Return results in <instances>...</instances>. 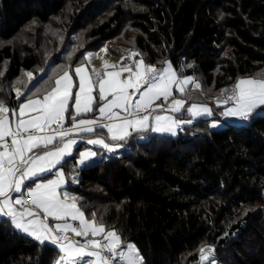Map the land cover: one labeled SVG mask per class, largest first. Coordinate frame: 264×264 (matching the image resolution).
<instances>
[{
	"label": "trees",
	"instance_id": "1",
	"mask_svg": "<svg viewBox=\"0 0 264 264\" xmlns=\"http://www.w3.org/2000/svg\"><path fill=\"white\" fill-rule=\"evenodd\" d=\"M103 2L0 0V65H8L0 76V100L15 101L20 73L46 68L41 77L48 80L78 62L86 49L99 48L81 42L74 43L75 52L68 48L69 33L89 22V37L101 43L130 19L131 42L146 63L159 68L169 60L201 84L188 94L189 101L218 97L238 78L264 74V0H130L127 5L111 0L104 7L108 15L97 21L94 11ZM57 17L72 30L59 41L47 36V48L58 51L42 61L36 54L40 37L28 24L56 25ZM18 35L27 44L17 45ZM110 48L115 55L121 52ZM68 51L74 53L71 59ZM209 122L197 119L175 137L134 134L126 149L82 168L79 183L70 186L84 198L86 214L95 212L133 243L144 264H195L206 245L220 258L228 252L229 264H264V231L257 232L264 220V112L219 129ZM252 236L251 249L260 246V254L246 252ZM58 252L0 219V264H55Z\"/></svg>",
	"mask_w": 264,
	"mask_h": 264
},
{
	"label": "snow or ice",
	"instance_id": "2",
	"mask_svg": "<svg viewBox=\"0 0 264 264\" xmlns=\"http://www.w3.org/2000/svg\"><path fill=\"white\" fill-rule=\"evenodd\" d=\"M94 55L85 53L84 61L90 64ZM259 75L239 78L231 89L220 90L214 101L222 108L220 116L247 122L258 110L264 112V74ZM24 77L27 82L19 80L22 87L13 89L16 108L0 100V219L41 245L56 246L61 255L55 264H144L133 243H126L95 212L86 214L84 198L68 190L79 183L77 169L97 153L90 147L80 150L69 174L62 166L81 141L115 153L134 134L139 139L146 132L175 136L183 125L212 117L207 105L186 107L189 86L201 89V84L170 61L159 68L146 63L138 51L114 64L103 60L102 71H89L81 62L71 72L65 70L43 95L38 94L52 77L42 83L32 72ZM177 93L186 99L173 98ZM183 112L190 118L173 115ZM210 126L216 128L218 122ZM54 169V178H45ZM214 251L200 248V264H215Z\"/></svg>",
	"mask_w": 264,
	"mask_h": 264
},
{
	"label": "rangeland",
	"instance_id": "3",
	"mask_svg": "<svg viewBox=\"0 0 264 264\" xmlns=\"http://www.w3.org/2000/svg\"><path fill=\"white\" fill-rule=\"evenodd\" d=\"M111 0H105V2H103V4L100 6V8L97 10V11H94L95 13V18L97 19V21H100V20H103L101 17L104 16V15H108V11L107 9H104V7L108 6V3L110 2ZM130 0H122V3L127 5L129 4ZM72 4V3H71ZM69 8H73V6L69 7ZM104 9V10H102ZM58 19L56 20L57 24H53L51 21H49L48 23L46 24H41L38 23V24H35L37 22H31L29 23L28 25V28L29 30H32L31 27H33L34 30H37L35 31V36L39 35L40 39L37 41L39 43V47L38 49H36V54H37V57L38 59H41L43 61V59H48L50 54L58 51L57 49L55 50H50L49 48H47V42H46V38L47 36H50L51 37V40H61L66 34H68L69 31L72 30V28L70 29L66 24L63 23V20L60 19L59 17H57ZM96 21V22H97ZM130 19L129 20H126V22L124 23V25L122 26V28L120 29V32L118 34H116L115 36L105 40V41H99V39H94V38H90L89 37V29L91 28L92 26V22H89L87 23L86 26H84V28H82L83 26H81L80 28H78L76 31L74 30L75 34L71 35V33H69L68 37L70 38L69 42L67 43L68 45V48H71L70 51L72 50V52H75V47L77 46L76 42H78L80 44V42L82 43L81 44V47H96L97 45H100V46H106L108 50H111L110 46H112V48L114 50H119L121 51L119 54L125 52V51H131V50H134V46L132 44V38L134 37V33H135V29L134 27H132V25L130 24ZM95 22V23H96ZM129 29V30H128ZM26 30H28L26 28ZM128 30V31H127ZM84 36H85V42L86 44H83V39H84ZM18 39H19V42H17L16 44L19 45V43L21 44V46L27 44V39L24 38V39H21L20 40V37L18 35ZM36 39V38H35ZM15 40V38H14ZM13 40V41H14ZM12 41V42H13ZM16 42V40H15ZM34 43V42H33ZM105 48V47H104ZM69 54V51L66 52ZM41 55V56H39ZM40 57V58H39ZM7 61H5L4 63H2V65H0V76H4L6 75V71H7ZM45 70V69H44ZM38 71V70H37ZM36 71V72H37ZM34 74V76L36 77V79H38L43 73H41L39 71L38 74H35V72H32ZM23 78H26L24 77V74H21L20 73V76L18 77V79H23ZM254 78H257V77H254ZM27 79V78H26ZM225 96L228 95V93H225L224 94ZM208 99L209 98H213L215 100L216 97L214 96H207ZM231 122L235 123V124H242V123H245L243 121H240V120H237V119H231ZM125 146L127 147L126 143H125ZM126 149V148H125ZM264 231V220L262 221L261 219V223H260V229L257 230V232H263ZM264 235V234H263ZM255 242V237H250V240L247 244L246 247V252L248 255H254V254H260V246L258 247L257 250H252L251 249V245L254 244ZM249 246V247H248ZM214 248L213 246L211 245H206L204 246L203 248H205V252L208 251L209 248ZM213 257H214V260H215V264H229L230 262V258H228V252L226 255L223 256V258H220L217 253L214 251L213 253ZM200 254H199V257H198V260L195 264H200ZM225 261V262H224ZM206 264H208V262L206 261ZM234 264V263H233Z\"/></svg>",
	"mask_w": 264,
	"mask_h": 264
},
{
	"label": "crops",
	"instance_id": "4",
	"mask_svg": "<svg viewBox=\"0 0 264 264\" xmlns=\"http://www.w3.org/2000/svg\"><path fill=\"white\" fill-rule=\"evenodd\" d=\"M104 47H106V46H105V45H104V46H100L99 48H96V49H86V50L83 52V55L81 56V58H80V60H79L78 62H76V63H74V64H71V65H65L64 67L60 68L59 71H58L57 73H55L54 76H52V80H51V81H48V83L44 85V88L42 89L41 93L38 94V95H43L44 91L50 89V87H51L52 84L54 83V80H55L56 78H58L60 75H62L63 72H64L65 70H69V71L71 72V70L74 69V68H75L77 65H79L81 62H84V64L86 65V67L88 68L89 71H91V69H93V68L96 69V70H101V71H102V70H103V60H107L109 63H113V64H114V63H117V62L120 60V57H121V56H125V57H126V56L129 54V52H130V51H125V52H123V53H121V54L115 55L113 52H111V50H108L107 53L101 51V49L104 48ZM131 51H136V50H131ZM88 52H91V53H94V54H98V55H94V56L91 58V63H90V64H89L87 61H84V54H85V53H88ZM101 58H102V59H101ZM136 59H139V57H137ZM143 59H144V58H143ZM166 61H169V60H166ZM172 65H173V64H172ZM162 66H163V65H162ZM162 66H161V67H162ZM174 68H175V67H174ZM46 70H48V69L45 68L44 73L41 75L42 77L46 74V73H45ZM176 70H177V69H176ZM38 73H39V72H38ZM38 73H36V74H38ZM41 76H40L39 78H42ZM39 78L36 79V80H37V81H40ZM240 78H254V77H251V76H243V77H240ZM42 79H44L43 81H47V80H46V76H45L44 78H42ZM42 79H41V80H42ZM238 79H239V78H238ZM43 81H40V82L42 83ZM30 87H31V85H30ZM195 90H196V89L190 85V86H189V91H188V93H187V96L189 97L188 94H189L190 92H194ZM33 98H35V97H33ZM173 98H177V99H186V97L181 96V95L178 94V93L175 94V96H174ZM22 99H23V98H22ZM214 101H215V100H214ZM214 101H209L208 97H207L205 100H203V101H189V100H188V103H187L186 107L191 106L192 103H198V104H204V105H207L208 107L212 108L213 111H214V115H213L212 117H206V116H205V117H201V118H210L209 125H211V124L213 123V121H217V122H218V127H216V128H213V127H211V126H210V127H211L212 129H219V128L225 126L226 123H228L229 121H231V119H225L224 117L220 116V112L222 111V108L219 109L220 112H219L218 116H215V114H216V113H215V112H216L215 109H216L217 105H216V103H215ZM170 102H171V99L169 100V103H170ZM18 103H19V102L16 100V96H15V101H13L11 104L6 103V105H7L9 108H16V107L18 106ZM157 103H159V101H158ZM155 106H156V105L154 104L153 107H155ZM227 106H230V105H226L225 107H227ZM165 107H167V105H165ZM167 114H171V113H167ZM173 115H178L179 118H181V119H188V118H190L186 112H183V113H181V114H173ZM201 118H197V119H201ZM197 119H195L194 121H196ZM185 126H189V125H183L182 128L185 127ZM179 132H180V130L178 129V130H177V135H178ZM146 133H151V134H157V135H160L159 133H152V132H146ZM141 135L144 136V133H142ZM161 135H162V134H161ZM163 135H167V134H163ZM177 135H175V136H177ZM167 136H171V135H167ZM175 136H172V137H175ZM144 138H146V137L144 136ZM122 143H123V146H122L121 148H119L115 153H108L106 150H104V149L101 148V147H98V146H92V145H87L86 143H84L83 141H81V142L78 143V145L76 146V152L74 153L73 157H69V158H67V161L63 164V166H62L63 171H64L66 174H69V173L72 172L73 167H74V161H75V159H76V156H77L78 152H79L80 150H83V149L86 148V147H90V148H92V149L97 153V156L94 157L90 162H88V163L86 164V166H88V165L94 164V163L97 162V161H100V160H102V159H105V158H108V157H111V156L117 155V154H119L120 152H122V151L126 148L125 143H124V142H122ZM86 166L79 167V168L77 169L78 174H79V178H80V171H81V169L84 168V167H86ZM55 171H56V170L54 169V170H53V173L46 174V177H45V178H47V179H52V178H54V173H55ZM29 183H31V182H29ZM71 185H75V184H70L69 187H68V190H69L70 192H73L74 194H76V193L70 188ZM26 199H27L28 201H30V200H31V197H26ZM9 223H10V222H9ZM10 225H11V224H10ZM11 227H12V225H11ZM12 228H13V227H12ZM13 229H14V228H13ZM15 231H16V230H15ZM17 232H19V231H17ZM19 233H21V232H19ZM21 234H23V233H21ZM23 235L27 236L26 234H23ZM27 237H29V236H27ZM30 238H31V237H30ZM32 239H33V238H32ZM72 239H80V238H79V237H75V236H73ZM34 240H35V239H34ZM46 243L51 244L50 242H46ZM58 253H59V252H58ZM60 255H61V254L59 253L57 259L59 258ZM57 259H56V261H57ZM199 259H200V258H199ZM56 261H55V262H56ZM204 264H206V261L204 262Z\"/></svg>",
	"mask_w": 264,
	"mask_h": 264
},
{
	"label": "built area",
	"instance_id": "5",
	"mask_svg": "<svg viewBox=\"0 0 264 264\" xmlns=\"http://www.w3.org/2000/svg\"><path fill=\"white\" fill-rule=\"evenodd\" d=\"M209 101H214V99L213 98H209Z\"/></svg>",
	"mask_w": 264,
	"mask_h": 264
},
{
	"label": "water",
	"instance_id": "6",
	"mask_svg": "<svg viewBox=\"0 0 264 264\" xmlns=\"http://www.w3.org/2000/svg\"><path fill=\"white\" fill-rule=\"evenodd\" d=\"M255 115V114H254Z\"/></svg>",
	"mask_w": 264,
	"mask_h": 264
}]
</instances>
